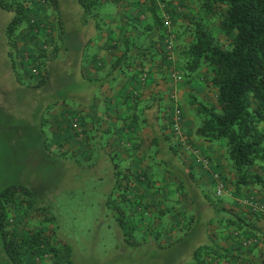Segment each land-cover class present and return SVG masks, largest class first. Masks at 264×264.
I'll list each match as a JSON object with an SVG mask.
<instances>
[{
	"label": "rangeland",
	"instance_id": "obj_1",
	"mask_svg": "<svg viewBox=\"0 0 264 264\" xmlns=\"http://www.w3.org/2000/svg\"><path fill=\"white\" fill-rule=\"evenodd\" d=\"M58 1L60 17H63L66 21L63 29L62 50L65 54L69 53V57L74 59L72 67L77 69L76 63L82 55L86 42L88 39H96V30L91 22L84 25L83 19L79 18L78 15L82 10L81 6L76 4L77 0ZM126 1L131 3L134 0ZM188 1L169 0L167 2L169 4L163 3L164 7L161 6L160 15L173 14L172 24L169 29L164 30L165 39L163 38L161 41L160 34L157 35V30H155L147 35L149 37L147 42L146 40L143 41L144 45H155L150 47L153 53L158 54V58L162 57L163 52V57H167V43L170 41L173 44V57L167 59L173 63L179 51L192 40L193 23L197 19L220 44L230 45V39L226 38L219 30L220 15L206 14L197 9L195 4ZM122 4L125 3L120 2L118 6H122ZM118 6L115 7L113 17L121 14ZM46 9L49 12L51 11L50 8ZM51 12L49 14L42 13L43 20L50 21V23L55 22V16ZM52 17L54 19L51 21ZM135 19L134 16L131 21ZM8 20L9 15L0 9V191L12 185H21L31 191L33 208L28 211L25 210L27 205L22 204L21 199L18 198L16 204L9 210L12 221L7 228L17 233L24 240H29L32 233L41 232L43 236V240L40 242L41 249L46 248L48 251V255L44 260L38 259L37 261V252H33L26 246L23 250L24 260L27 262L35 261L40 264H186L188 260L191 262L192 251L197 245L210 241L206 237L205 217L208 214L202 211L197 215L194 214V217L191 218L190 230L184 233L181 232V236L176 239L177 235H175L173 227L179 229L181 221L176 220L174 217L171 219L167 217L158 221L148 219L149 216L144 217L143 215H147L149 211L138 199V189L135 187L131 186L125 192L123 202L116 203L115 199H118V195H121L122 189L114 190L113 188V164L110 161V155L113 152L105 136L101 138L98 134L88 135L90 133L88 130L81 135L78 122L75 120L71 122L70 119H66L61 123L64 125L63 129L61 128L62 125H57V130L60 132L66 131V134L70 135L66 139H70L72 142L66 139L59 142H45V137L40 131L39 122H44L46 118L45 122H48L45 108L47 103L54 96L58 97L59 90H64V88L68 89L69 96L70 94L76 96V93L85 84L79 83L78 74L73 73L70 76L69 73L66 75V72L63 71L62 74L55 77L54 82L44 89L30 90L27 87L18 85L12 78L14 75L10 74H13L12 69L9 68L10 66H5L7 61L6 52H8L9 45L5 44L4 27ZM87 20L95 21V18L88 16ZM148 20V16L144 17L142 13V16L136 22H138L137 25L141 26L140 22ZM137 28L134 30V34H129L127 28H121L123 29V35L114 41L122 42L128 37L126 34H129L130 39L141 43V30ZM52 29V37H54L52 39L55 41L58 37V27L55 26L54 32ZM120 33L121 30H119ZM9 49L10 52L12 51L15 54L14 64L15 68L18 69L20 65L19 56L17 57L18 52H15L16 50L10 48V46ZM89 49L93 52L96 48L93 44ZM157 61L155 63L159 64L160 62ZM175 63L178 67L177 59ZM206 75L207 72L202 70L194 76L199 79L197 81L203 84ZM69 76L73 78H67ZM184 81L186 80L182 78L181 83L183 84ZM196 99L198 98L196 97ZM201 101L203 103L207 102V100ZM207 104L211 103L208 102ZM178 107L180 108L179 105ZM164 116L167 119L164 128L168 129V114ZM74 121L77 123V128L72 127ZM78 136L83 140L80 142L84 146L83 159L78 158L76 155L79 145H75L74 141ZM86 138H89V140L86 141ZM173 143L176 144V141L173 140ZM48 144L49 149H52V153L57 154L62 162H56L51 154L47 152L49 149H46L45 145ZM96 161V165L92 166ZM78 165L87 169L79 171V169L77 170ZM139 176L129 175L131 185H134L137 181L143 182L140 179L142 177L139 178ZM122 184L124 185V181H122ZM187 186H189L188 182L183 183L181 191L186 190ZM253 191L250 192L251 195L264 205V194ZM132 199H135L134 203L131 202ZM108 200H110V205L106 206ZM115 203L125 211V225L134 227L131 236L132 242L123 237L121 229L117 225L118 219L112 214L114 212L112 207L116 205ZM246 208L244 211L239 210L236 214L229 211L225 216L233 217L231 218L233 220L238 217V221L247 220V223L252 225L249 216L256 218L255 215H262V213L252 212L249 207ZM183 213L187 215L189 212ZM249 213L250 215H248ZM234 216L236 217L234 218ZM187 218L190 220L189 215ZM223 218L225 217L223 216ZM223 223H229L228 225L224 224V229L226 227L228 232L231 231L229 228L234 226L233 229H236V221L235 224L231 223L230 220H228V223L227 220ZM214 225H217L216 222ZM183 229L188 230L187 223L182 227ZM237 231L242 232L241 228ZM228 235L230 239L238 240L234 255L236 259L242 260L240 264H252L248 259L253 253V249L263 244L264 234L262 235L260 232L259 245H252L248 249H242L239 242V232L235 231V233H228ZM161 241L167 244L162 246L160 245ZM224 254L225 252H223ZM214 255L216 259L213 260V264H221V260H224V264H231V260L235 259L233 255L232 258L227 256L222 258V255H217V253ZM5 257L3 242L0 237V264H12L8 257Z\"/></svg>",
	"mask_w": 264,
	"mask_h": 264
},
{
	"label": "trees",
	"instance_id": "obj_2",
	"mask_svg": "<svg viewBox=\"0 0 264 264\" xmlns=\"http://www.w3.org/2000/svg\"><path fill=\"white\" fill-rule=\"evenodd\" d=\"M106 1H110L114 6L124 2L125 5H131L133 8H140L145 4L150 21L145 25L135 26L136 28L139 26L137 29L141 30V43L128 37L122 42L114 41L112 45L106 47L111 56L110 63L105 64L101 60L93 63L94 70L101 75V81L114 84L122 78L135 79L139 72L153 65L158 54L151 51L153 44L144 45L143 41L147 42L149 38L147 35L153 29L159 31L161 41L165 39L164 30L169 29L170 26L166 27L164 20L169 17L171 25L173 14L160 15L161 6L164 7L163 3L169 4L167 3L169 0H134L131 3L126 0H77L76 4L80 5L82 10L78 16L83 19L84 25L91 22L95 30L102 29L99 23L102 20L99 9ZM188 2L195 4L197 9L206 14L220 15L219 30L230 39L229 46L220 44L197 19L193 23L192 40L178 53L177 65L183 71L187 82L190 83L193 75L198 72L206 71L203 84L213 93L215 99L214 103L205 104L194 96L187 98L188 105L200 119L194 135L206 143L224 142L226 158L231 167L229 191L240 193L243 190H254L264 194V0H189ZM58 3V0H0V9L9 15L4 27L6 43L18 52L21 42V54L27 55L25 52L27 50L32 52L29 58L28 55L26 56L27 60L29 59L27 72L16 69L15 54L12 51L8 53L10 69L14 75L12 78L20 86L28 89L45 88L63 71L70 76L73 73L78 74L77 78L81 82L82 70L79 69L81 57L75 69L72 67L74 59L62 50L66 21L60 17ZM46 8L52 11L55 22L43 20L41 15L45 13ZM108 13L107 15L111 17V13ZM141 15L136 13L134 21H137ZM88 16L95 18V21L87 20ZM52 19L54 18L50 20ZM55 26L58 27V37L54 41L51 28L54 32ZM44 46L47 48L43 49ZM87 47L88 43L85 44L82 53ZM163 66V70L168 67L165 61ZM24 76L27 80L22 78ZM67 92V88L59 90L58 97L53 98L70 101L73 96L71 94L69 96ZM131 95L130 99L139 98L136 92L134 94L131 92ZM75 121L80 125V119L77 118ZM84 129L81 128V135L86 133ZM166 131L168 133L169 128ZM171 138V135L165 137L169 141L167 148H173L171 150L176 154L178 147ZM88 140L89 138H86V141ZM45 146L49 149V145ZM110 161L113 164V188L122 189L121 195L115 200L116 203H121L125 192L130 189L131 182L128 175L120 170L113 153L110 155ZM96 163L97 161L92 166ZM165 171L169 172L167 168ZM122 181H124L123 186ZM178 187H182V182H179ZM31 196V191L21 185L8 186L0 191V237L4 252L12 264H26L23 258V250L26 246L37 252V261L44 260L48 255L46 248L41 249L40 242L43 240L41 232L32 233L29 240H24L7 228L12 221L9 210L16 204L17 199L20 198L21 203L27 205L25 210L28 211L33 208ZM109 201L106 202V206L110 205ZM131 202L134 203L135 199ZM112 208L114 209L112 214L118 219L117 225L123 237L132 242L134 227L125 225L124 209L118 204ZM192 252L193 262L189 264H213L216 259L215 253H211L208 247L197 246Z\"/></svg>",
	"mask_w": 264,
	"mask_h": 264
},
{
	"label": "crops",
	"instance_id": "obj_3",
	"mask_svg": "<svg viewBox=\"0 0 264 264\" xmlns=\"http://www.w3.org/2000/svg\"><path fill=\"white\" fill-rule=\"evenodd\" d=\"M110 5V1H106L100 6L99 12L102 15V20L99 23L102 29L100 31L96 30L95 40L90 39L86 42L88 43V47L83 51L79 60L81 62L79 69L82 70L80 84H85V86L70 101L56 97L51 98L45 106L49 123L45 122L47 118L44 120L45 123L39 122L40 131L45 137V142H59L62 139H66L70 135L66 134V131H58L57 125H62L61 128L63 129L64 125L61 124L62 121L70 119L72 122L77 118L80 119L79 126L80 128H85V131H90L88 135L98 134L101 137H106L107 143L112 147L115 159L120 165V170L126 173L128 178L130 174H133L134 177L138 175H140L139 178L142 177L143 182L137 181L134 185L129 183V186L138 189V199L149 211L147 215H143L144 217L149 216L148 219L157 221L167 217L170 219L174 217L176 220L181 221L179 229L173 227L177 239L178 236H181V232L184 233L190 230L191 218L194 217V214L197 215L201 211L205 212L208 214L205 217L206 237L210 241L197 246L208 247L212 250L211 253L221 254L222 258L223 256L232 258L233 255L235 259L231 260V264H240L242 260L236 259L234 255L238 240L230 239L228 233L239 232V242L257 239L259 242L256 245H259L261 239L259 236L260 232L262 235L264 234V216L263 214H257L255 215L257 216L256 218H252L249 213L252 225L247 223V220L238 221L239 219L236 216H234V218L236 217L235 220L231 219L233 217L225 216L229 211L233 214H236L239 210L244 211L247 205L244 204L243 200L253 195H251V191L246 190L240 193L229 191L231 167L226 158L224 142L206 143L194 135L195 129L200 124V119L188 105L187 98L194 96L198 98V101L207 100L205 104L208 102L214 103L213 93L204 84L197 81L199 79H196L194 75L191 82H187L183 71L176 67L177 56L173 63L172 61H168L167 57L155 58L153 65L146 67L143 72H139L135 76V79L122 78L114 84L102 82L100 79L101 75L94 70L93 63L96 60H101L105 64H109L111 56L107 54L109 51L106 47L108 48L114 43V40L121 38V35H123V29L121 28H127L129 34H134L135 26L138 22L131 21V19H133L136 13H143L144 17L148 15L145 4H142L140 8H133L131 5L122 4V6H118L121 14L113 17L116 6ZM44 12L49 14L51 11L49 12L45 9ZM108 12L112 14L111 17L107 15L109 14ZM147 22L149 23L150 21H143L140 24H147ZM119 30H121L120 34ZM155 30L153 29V31ZM156 33L159 35V31H156ZM129 34L126 35L129 37ZM5 44L8 46L7 43ZM93 44L96 49L91 52L89 48ZM21 49L22 43L17 55L20 61L19 69L26 71L29 62L27 58H29L32 52L25 51L27 56L25 53L21 54ZM9 52L8 46L6 67L10 66ZM156 60L160 63H155ZM164 61L168 65L165 70H163ZM171 63L172 65H170ZM146 70L147 72H145ZM172 71L176 73L177 80L172 78ZM10 74L12 75V73ZM143 75H146L144 79L142 78ZM25 77L22 78L27 80ZM182 78L186 80L183 84L181 83ZM39 89L44 88L36 90ZM133 91L137 93L139 98H129ZM176 104L181 108L184 131L191 135L195 146L209 156L211 169L213 173L220 174L225 180L227 189H229L228 194L216 197V185L212 179V175L205 171L201 165L196 164L193 161V157L187 152H183L177 148L178 152L175 154L171 150L173 148H167L169 141L165 137L167 138L171 135L172 141L174 138L169 132L170 130L167 133L164 128L165 120H167L164 115L168 114V120L170 121V114ZM66 140L71 141L70 139ZM81 141L83 140L78 136L74 142L75 145H79L76 155L78 158L83 159L84 146L80 143ZM47 152L51 154L56 162H62L57 154L52 153V149H49ZM165 168L169 172L165 171ZM78 169L79 171H83V169L86 170L87 168L78 166ZM134 177L133 179H135ZM179 182H182V184L188 182L189 186L182 192L181 188L178 187ZM183 212L189 213L186 215ZM188 215L190 220L187 218ZM225 220H227V223L228 220L231 223H235L236 221V229L239 230L237 227L240 225L242 232L234 230L235 226L229 228L230 232L226 231V227L224 229V224L226 223H223ZM215 222L216 226L214 225ZM186 223L188 230H182V227ZM213 225L215 226L214 230L212 229ZM165 244L167 243H163L162 241L160 243L162 246ZM223 252H225L224 255ZM191 259V262H193V257ZM248 261L252 262V264H264V242L261 246L253 249V253L250 255ZM220 262L224 264V260ZM25 263L40 264L35 261H25ZM189 263L188 260L186 264Z\"/></svg>",
	"mask_w": 264,
	"mask_h": 264
},
{
	"label": "built area",
	"instance_id": "obj_4",
	"mask_svg": "<svg viewBox=\"0 0 264 264\" xmlns=\"http://www.w3.org/2000/svg\"><path fill=\"white\" fill-rule=\"evenodd\" d=\"M167 17L164 20V24L166 27L170 26V21ZM173 44L172 42L168 41L167 43V58L172 59L173 57ZM47 46H44L43 49H46ZM171 76L173 79L177 80L176 73L172 71ZM142 78H145V75L142 76ZM175 99V97H173ZM77 122V121H76ZM74 121V124H72L73 128H77V123ZM169 130L172 134L174 140L176 141L177 147L180 148L181 151L187 152L193 157V161L201 165V167L209 172L212 175V179L215 182V196L216 197H222L225 194H228V189L225 180L221 177L218 173H213L211 169V160L209 156H207L205 153H203L195 144L193 143L191 139V135L186 133L183 128L182 124V113L181 109L177 106V104L174 106L173 111L170 114V121H169ZM244 201V204H246L252 212L256 213H262L264 214V205L259 203L253 196L247 197ZM259 241L257 239H251V240H243L240 242V245L242 249H248L250 246L257 244Z\"/></svg>",
	"mask_w": 264,
	"mask_h": 264
}]
</instances>
